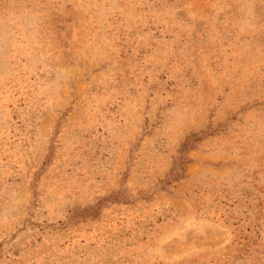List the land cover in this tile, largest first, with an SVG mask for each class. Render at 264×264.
<instances>
[{"label":"rangeland","instance_id":"374dc122","mask_svg":"<svg viewBox=\"0 0 264 264\" xmlns=\"http://www.w3.org/2000/svg\"><path fill=\"white\" fill-rule=\"evenodd\" d=\"M0 264H264V0H0Z\"/></svg>","mask_w":264,"mask_h":264}]
</instances>
